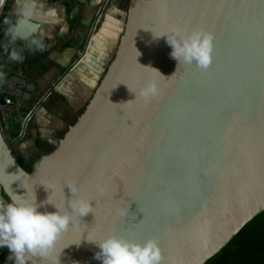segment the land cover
Listing matches in <instances>:
<instances>
[{
	"label": "water",
	"instance_id": "1",
	"mask_svg": "<svg viewBox=\"0 0 264 264\" xmlns=\"http://www.w3.org/2000/svg\"><path fill=\"white\" fill-rule=\"evenodd\" d=\"M174 25L213 34L207 69L171 57L159 36ZM151 80L160 93L146 101L138 93ZM69 127L30 174L0 126L10 201L63 208L75 184L92 203L58 241L61 264H102L87 239L114 233L157 239L162 264H206L264 212V0H130L115 57Z\"/></svg>",
	"mask_w": 264,
	"mask_h": 264
},
{
	"label": "crops",
	"instance_id": "2",
	"mask_svg": "<svg viewBox=\"0 0 264 264\" xmlns=\"http://www.w3.org/2000/svg\"><path fill=\"white\" fill-rule=\"evenodd\" d=\"M44 3L45 49L26 52L22 63H7L0 48V70L11 68L14 71L6 72L7 77L20 74L36 86L29 98L19 99L12 109L7 138L18 158L29 165L39 154L47 156L57 147L56 143L62 139L57 141V136L62 133L67 117L64 113L85 111L116 54L124 24L125 0H44ZM14 4L15 0L8 1V16ZM3 39L1 28L0 41ZM49 49L52 51L45 58L34 63L38 55ZM0 200L9 202L1 187ZM5 248L8 247H0V264H11V252L1 263Z\"/></svg>",
	"mask_w": 264,
	"mask_h": 264
},
{
	"label": "clouds",
	"instance_id": "3",
	"mask_svg": "<svg viewBox=\"0 0 264 264\" xmlns=\"http://www.w3.org/2000/svg\"><path fill=\"white\" fill-rule=\"evenodd\" d=\"M46 15L44 0H15L13 11L3 21L4 39L0 41L7 63H22L26 52L45 49L42 20ZM159 37L167 38L172 48L171 57L179 62V66L182 62L194 63L201 69H207L212 64L214 36L207 30L182 29L174 25ZM6 79V72L0 70V84L5 83ZM159 93L158 82L151 80L139 90L138 95L150 101ZM67 187L71 190L72 198H65L63 208L49 197L40 203L36 198L30 202L24 196L9 202L0 200V247L9 248L14 264H29L34 258L48 264H61L60 255H54L58 241L71 227L77 226L78 220L93 213L91 201L77 195L79 188L75 184ZM47 204L53 205L56 211L38 210ZM87 240L99 248L95 259L102 264H162L163 261L162 249L155 238L140 242L114 233L100 240Z\"/></svg>",
	"mask_w": 264,
	"mask_h": 264
},
{
	"label": "trees",
	"instance_id": "4",
	"mask_svg": "<svg viewBox=\"0 0 264 264\" xmlns=\"http://www.w3.org/2000/svg\"><path fill=\"white\" fill-rule=\"evenodd\" d=\"M51 51L49 49L38 55L34 59V63H38ZM4 71L11 74L14 70L7 68ZM42 159L43 155L39 154L30 166L26 165L25 161L20 157L18 158V162L31 174L39 167ZM4 196L10 201L5 194ZM12 264H14V260ZM206 264H264V212L247 224L219 254L210 259Z\"/></svg>",
	"mask_w": 264,
	"mask_h": 264
},
{
	"label": "built area",
	"instance_id": "5",
	"mask_svg": "<svg viewBox=\"0 0 264 264\" xmlns=\"http://www.w3.org/2000/svg\"><path fill=\"white\" fill-rule=\"evenodd\" d=\"M6 17L9 16L5 11L0 20V30L3 28V21ZM35 88L36 86L31 80L20 74H12L7 77L5 83L0 84V126L6 139L10 131L12 109L16 106L19 99L29 98Z\"/></svg>",
	"mask_w": 264,
	"mask_h": 264
},
{
	"label": "rangeland",
	"instance_id": "6",
	"mask_svg": "<svg viewBox=\"0 0 264 264\" xmlns=\"http://www.w3.org/2000/svg\"><path fill=\"white\" fill-rule=\"evenodd\" d=\"M129 2H130V0H125V3H124V15H123V18L122 19H124V24L122 25V30L120 31V34H121V36L123 35V32H124V29H125V24H126V20H127V14H128V7H129ZM119 22V21H118ZM117 22V23H118ZM122 23H123V21H122ZM118 27H119V24H118ZM121 29V28H120ZM121 38V37H120ZM120 41H118V43H119ZM115 43L116 42H114V45H115ZM119 45V44H118ZM114 57H115V55H114ZM114 57H113V59H114ZM84 111L82 110V111H80V112H77V113H64L65 115H67V117H66V119H64V129H63V131H62V133L61 134H59L58 136H57V141H58V139H60V138H63L64 136H65V134L68 132V130H69V126H73L74 124H75V122L78 120V117H76V116H73V115H75V114H77V115H81L82 113H83ZM69 116H71V117H69ZM58 121H60V120H58ZM57 144H58V142L56 143V145L55 146H57ZM55 146H53V147H55ZM14 151V150H13ZM14 153H16L15 151H14ZM16 155V154H15ZM17 156V155H16ZM18 157V156H17ZM26 165H28V166H30L29 164H27V163H25ZM32 165V164H31ZM10 252V250H9V248H5V250H4V253H3V255L1 256V263L3 262V259H5V257L7 256V254ZM12 264V263H11Z\"/></svg>",
	"mask_w": 264,
	"mask_h": 264
}]
</instances>
